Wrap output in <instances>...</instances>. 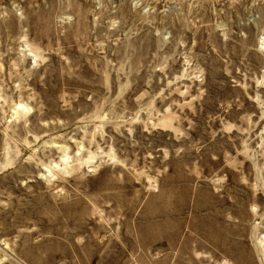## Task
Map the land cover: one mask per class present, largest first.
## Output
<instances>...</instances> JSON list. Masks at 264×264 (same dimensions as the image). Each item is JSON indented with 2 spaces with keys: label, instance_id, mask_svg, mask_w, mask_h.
Instances as JSON below:
<instances>
[{
  "label": "rangeland",
  "instance_id": "374dc122",
  "mask_svg": "<svg viewBox=\"0 0 264 264\" xmlns=\"http://www.w3.org/2000/svg\"><path fill=\"white\" fill-rule=\"evenodd\" d=\"M0 264H264V0H0Z\"/></svg>",
  "mask_w": 264,
  "mask_h": 264
}]
</instances>
